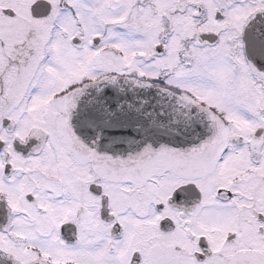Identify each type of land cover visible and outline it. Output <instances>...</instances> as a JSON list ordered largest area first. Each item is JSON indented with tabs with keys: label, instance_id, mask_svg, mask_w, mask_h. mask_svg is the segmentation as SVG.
<instances>
[{
	"label": "snow or ice",
	"instance_id": "snow-or-ice-1",
	"mask_svg": "<svg viewBox=\"0 0 264 264\" xmlns=\"http://www.w3.org/2000/svg\"><path fill=\"white\" fill-rule=\"evenodd\" d=\"M0 264H264V0H0Z\"/></svg>",
	"mask_w": 264,
	"mask_h": 264
}]
</instances>
